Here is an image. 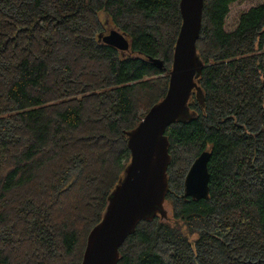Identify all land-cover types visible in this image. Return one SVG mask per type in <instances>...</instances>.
Wrapping results in <instances>:
<instances>
[{"label": "trees", "instance_id": "obj_1", "mask_svg": "<svg viewBox=\"0 0 264 264\" xmlns=\"http://www.w3.org/2000/svg\"><path fill=\"white\" fill-rule=\"evenodd\" d=\"M235 1H203V102L165 129L170 213L139 221L117 264H264V0L226 31ZM106 23L128 50L101 40ZM180 24L179 0H0V264L81 263ZM205 149L208 196L183 197Z\"/></svg>", "mask_w": 264, "mask_h": 264}, {"label": "water", "instance_id": "obj_2", "mask_svg": "<svg viewBox=\"0 0 264 264\" xmlns=\"http://www.w3.org/2000/svg\"><path fill=\"white\" fill-rule=\"evenodd\" d=\"M203 1L179 0L181 24L168 71L166 93L134 128L125 132L129 162L107 197L101 220L88 234L80 264H117L119 247L139 221L151 220L157 214L167 218L164 201L170 156L165 129L175 121L186 122L194 117L195 112L188 107L192 92L200 103L203 102L198 77L204 64L196 51ZM99 37L121 51L129 49L127 37L117 29ZM150 60L156 67L162 66L160 60ZM210 154L205 149L190 164L183 179V197L204 199L208 196Z\"/></svg>", "mask_w": 264, "mask_h": 264}, {"label": "rangeland", "instance_id": "obj_3", "mask_svg": "<svg viewBox=\"0 0 264 264\" xmlns=\"http://www.w3.org/2000/svg\"><path fill=\"white\" fill-rule=\"evenodd\" d=\"M262 0H238L230 4L229 6V12L225 19L224 29L226 31H231L236 26V23L238 21V17L241 13L246 11L248 8L255 6L259 4ZM116 29L110 23H106L99 33L100 35L108 33L109 30ZM262 51L264 52V42L262 44ZM164 207L167 210V213H170V207L168 205H165L164 201Z\"/></svg>", "mask_w": 264, "mask_h": 264}]
</instances>
